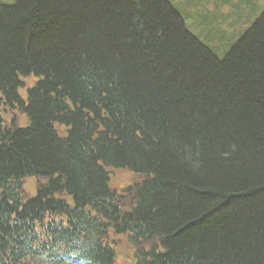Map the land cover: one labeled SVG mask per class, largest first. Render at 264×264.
Masks as SVG:
<instances>
[{"label": "trees", "instance_id": "obj_1", "mask_svg": "<svg viewBox=\"0 0 264 264\" xmlns=\"http://www.w3.org/2000/svg\"><path fill=\"white\" fill-rule=\"evenodd\" d=\"M174 2L0 1V264H264V10L220 56Z\"/></svg>", "mask_w": 264, "mask_h": 264}, {"label": "rangeland", "instance_id": "obj_2", "mask_svg": "<svg viewBox=\"0 0 264 264\" xmlns=\"http://www.w3.org/2000/svg\"><path fill=\"white\" fill-rule=\"evenodd\" d=\"M1 2L14 3L16 0H0ZM231 2L229 5L228 2ZM210 0L206 5V9L215 11L223 16H220L216 21H211L206 24L204 21L195 20L194 18L188 19L185 15L187 25L189 28L202 40L208 43L217 54L224 55V52L229 48L231 43L237 36H239L244 30L250 27L257 18L262 14L264 10V0ZM174 2V0H173ZM174 4H176L174 2ZM177 5V4H176ZM202 3H200V6ZM179 6V5H178ZM191 13L195 15L194 12ZM213 42H216L213 43ZM214 44L222 51H219ZM34 78L27 79V85L20 88V94L23 98H26L28 87L32 85ZM0 110L3 113V117L6 124L13 125V114H18L17 124L19 126H25L27 124V118L24 112L20 109H8L5 110L0 106ZM11 121V123H10ZM57 127H59L57 125ZM110 171V186L111 188L123 189L134 181H139L142 178L137 173L128 169L109 168ZM37 178L35 176L28 177L25 182V189L28 196H34L37 190ZM114 239L117 240L116 246V259L118 264H134L133 249L128 242L126 234L114 235ZM70 264H86L69 261Z\"/></svg>", "mask_w": 264, "mask_h": 264}]
</instances>
